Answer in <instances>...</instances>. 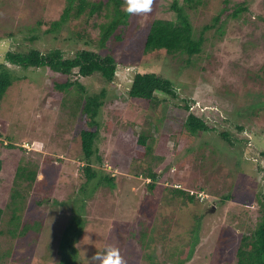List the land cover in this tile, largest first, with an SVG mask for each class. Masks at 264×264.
Segmentation results:
<instances>
[{"label":"rangeland","instance_id":"374dc122","mask_svg":"<svg viewBox=\"0 0 264 264\" xmlns=\"http://www.w3.org/2000/svg\"><path fill=\"white\" fill-rule=\"evenodd\" d=\"M175 1L152 0L150 11L132 15L124 44L109 42L118 64L113 84L99 77L80 78L84 90L74 85L67 92L57 88L48 70L9 65L21 80L14 82L0 104V139L5 146L13 145L0 146L2 224L8 226L11 219L7 204L18 168L31 163L38 165L39 176L26 194L35 204L31 205L35 215L24 212L22 217L33 221L41 213L43 226L34 242L9 238L8 228L0 234V252L13 248L7 264H30L31 256L40 257L45 250L50 253L49 264L54 259L57 262L63 234L75 211L83 208L84 230L75 244L79 250L76 264H92L90 258L107 248L118 249L126 264H176L170 258L173 251L177 246L187 249L196 232L195 252L184 264H237L240 230L234 216L242 215L239 208L248 211L256 206V195L264 193V0H228L229 6L225 0H204L201 7L189 11L197 39L221 14V23L204 34L203 51L193 59L194 64L186 62V55L172 56L165 50L144 53L151 23L174 20ZM178 2L184 4V0ZM242 2L251 6L247 24L231 17L233 6ZM65 4L66 0H0V56L12 41L20 49L33 44L42 52L62 48L66 57L83 49L86 39L78 40L67 26L59 34L47 32L50 23L61 17ZM34 27L37 39L31 42ZM98 33L99 29L92 28L91 39L96 41ZM141 70H155L172 81L178 98L166 96V104L160 97V105L130 101L128 89L134 74ZM103 89L107 95L96 141L103 165L96 161L93 166L116 178V188L107 185L93 191V182L86 185L80 172L84 165L80 137L84 111L74 104L80 100L81 105L86 104L87 96L100 95ZM186 102L214 132L187 133ZM142 131L155 139L153 156L162 161L145 157L139 149ZM224 131L231 133L230 142L220 140ZM150 168L160 175L153 192L146 179ZM21 184L23 188L25 182ZM177 187L197 196L200 203L186 204L184 196L172 199L170 190ZM229 195L231 199L226 200ZM40 199L50 203L37 207L35 202ZM54 202L57 207L51 205ZM252 218L246 214L243 220L251 223ZM141 222L154 226V231L143 236Z\"/></svg>","mask_w":264,"mask_h":264},{"label":"trees","instance_id":"16d2710c","mask_svg":"<svg viewBox=\"0 0 264 264\" xmlns=\"http://www.w3.org/2000/svg\"><path fill=\"white\" fill-rule=\"evenodd\" d=\"M204 0H184V4L181 6L177 1L172 6L174 11L175 19L154 20L148 30L144 42V53L151 54L157 51L165 50L169 55H186V62L188 64H194L198 55L203 51L205 36L204 34L215 28L217 24L221 23V14L215 18L212 25H207L205 31L202 33L200 38H195L193 25L191 23L189 11L201 7ZM229 1L225 0V4L229 6ZM128 0H66V4L61 17L50 23V29L48 34H59L64 26H67L75 32L78 40H85V46L83 49H78L70 57H66L65 51L62 48L50 50L48 52L40 51V48L36 45L24 46L20 49L15 47V42L10 43L9 48H4L3 55L0 56V104L7 94L8 90L14 86V82L20 81L16 75L14 68H21L24 70L35 69L38 71L48 70L51 75L50 77L55 78L56 86L58 89L69 92L70 88L76 85L81 90H84V86L80 83V78H94L99 77L104 80L107 84H113L118 71V64L110 51L109 42L112 45L124 44L126 41V31L131 24V17L135 12H129ZM251 9L247 3H237L233 6L231 17L235 19H244L247 24L249 21L248 12ZM264 11V10H263ZM224 14V13H223ZM259 17H262V13H259ZM255 16L252 15V19ZM257 19V17H255ZM103 19L100 23H94L95 20ZM251 20V19H250ZM264 22V18L261 20ZM41 22L38 23L40 27ZM258 25V24H256ZM92 28L99 29L98 39L95 41L91 39L90 30ZM37 28H33L29 41H36L37 37L34 32ZM14 37V34H10V39ZM95 42V43H94ZM98 44L96 47L95 45ZM12 46V48H11ZM15 47V48H14ZM69 56V55H68ZM10 65V66H9ZM41 73V72H39ZM42 74V73H41ZM71 75L77 76L78 79L75 81L67 80V77ZM63 79V80H62ZM67 81V82H66ZM107 95V90L103 89L100 95L87 96V102L81 105V100L75 102L74 107L77 106V110H83L84 115L82 122L84 127L81 131V147H82V161L84 162L83 167L80 169L83 175H85L86 185L93 182L90 187L93 191L97 187L109 186L115 189L116 178L112 175H104L100 169L93 166V162L98 161L103 165L102 157L98 156L96 149V141L99 137V131L101 129V123L99 121L100 111L104 105V98ZM166 96H172L178 98V92L174 87L172 81L163 78L155 70L149 73L145 71L136 72L134 74L133 82L128 89V99L134 102H150L154 105H160V97H164L163 101L167 104ZM83 99V98H82ZM81 105V106H80ZM1 107V106H0ZM185 109L188 110V116L186 119V128L188 134L191 136H197L199 133L214 132V128H210L202 118L197 115L194 111H190V105L186 102ZM118 116H122L119 112ZM239 130H243L242 127L238 126ZM186 130V131H187ZM231 133L224 131L219 136L220 140H228V136ZM0 131V137H2ZM230 137V136H229ZM154 138L148 135L145 131H142L138 136L137 146L145 155L156 162L162 161L161 157L153 156ZM4 140L0 139V146L4 145ZM5 147L12 148V144H8ZM153 156V157H152ZM38 165L30 163L28 167L18 168L14 187L10 195V201L7 204L8 209L11 212V219L9 225L2 224L4 222L5 208L0 207V234H5V229L8 228L6 234L11 239L18 238H31L34 242L36 241L39 233L43 226V216L41 213L36 214V218L33 221L29 219L23 220L22 214L24 212H31L30 215H35L32 212L33 207L29 201L27 190L32 188V185L38 179L37 174ZM48 176V174H46ZM159 174L153 172L150 168L146 172V179L150 180L147 183L150 192H153L156 188L157 178ZM46 181V180H45ZM21 182H25V186L21 188ZM47 183V182H45ZM85 189V188H84ZM86 191V189H85ZM84 192V199L87 194ZM174 195L173 198H179L184 196L183 201L186 204L200 203L197 196L190 194L185 189L174 188L170 190ZM226 200L231 199V195L224 197ZM257 202L256 206H251L248 211L243 208H239L242 215H235V220L238 221L239 239L240 245L237 250V264H264V193L260 192L256 195ZM50 203L49 200L40 199L36 203L37 207H40L43 203ZM57 202L51 203V205L57 207ZM56 204V205H55ZM85 205V202H83ZM35 205V204H34ZM33 205V206H34ZM254 211H250L251 209ZM7 209V210H8ZM75 211V215L71 221L70 226L66 229L63 234V239L58 249V261H51V264H76L79 250L75 246L77 240L80 238L82 231L84 230V211L80 209ZM239 211V213H240ZM252 212V215L250 214ZM248 214L251 219V223L243 220V217ZM254 214V215H253ZM30 218V217H29ZM201 218H198V225L196 229L199 231L201 227ZM4 225V226H3ZM143 227L142 235L148 236L152 228L145 222L140 224ZM251 225V226H250ZM249 226L251 227L249 229ZM132 237H134L131 234ZM141 240V239H140ZM199 241L198 232L195 233L193 242H191L187 249H183L177 246L173 251L174 254L170 256L171 259L176 261V264H184L187 260H191L195 252L196 245ZM143 243V241L141 240ZM13 248L7 251L0 252V264H7L6 260L10 258ZM48 250L44 251L42 256L30 257L32 261L30 264H49L47 261L50 253ZM121 257V264H126L125 256ZM150 261L152 254L148 255ZM152 259V260H151ZM51 260V256H50Z\"/></svg>","mask_w":264,"mask_h":264},{"label":"clouds","instance_id":"9594fccd","mask_svg":"<svg viewBox=\"0 0 264 264\" xmlns=\"http://www.w3.org/2000/svg\"><path fill=\"white\" fill-rule=\"evenodd\" d=\"M129 12H148L151 9L152 0H128ZM92 264H121L118 249L107 248L102 252H96L91 258Z\"/></svg>","mask_w":264,"mask_h":264}]
</instances>
